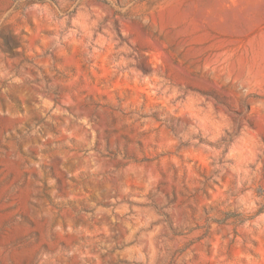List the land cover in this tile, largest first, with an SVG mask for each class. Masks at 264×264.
<instances>
[{"label":"rangeland","instance_id":"obj_1","mask_svg":"<svg viewBox=\"0 0 264 264\" xmlns=\"http://www.w3.org/2000/svg\"><path fill=\"white\" fill-rule=\"evenodd\" d=\"M0 264H264V0H0Z\"/></svg>","mask_w":264,"mask_h":264}]
</instances>
